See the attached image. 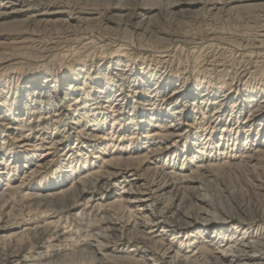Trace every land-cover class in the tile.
<instances>
[{
  "label": "rangeland",
  "instance_id": "obj_1",
  "mask_svg": "<svg viewBox=\"0 0 264 264\" xmlns=\"http://www.w3.org/2000/svg\"><path fill=\"white\" fill-rule=\"evenodd\" d=\"M0 264H264V0H0Z\"/></svg>",
  "mask_w": 264,
  "mask_h": 264
},
{
  "label": "bare ground",
  "instance_id": "obj_2",
  "mask_svg": "<svg viewBox=\"0 0 264 264\" xmlns=\"http://www.w3.org/2000/svg\"><path fill=\"white\" fill-rule=\"evenodd\" d=\"M261 240H262V239H261ZM255 244H256V243H255ZM239 247H240V245H239ZM242 249H243V248H241V250H242ZM249 249H250V248H249ZM241 250H240V252H239L240 254L242 253ZM233 251H234V250H233ZM237 251H238V250H237ZM244 253H245V252H244ZM247 254H248V253H247ZM243 256H246V255L243 254L242 257H243ZM246 257H247V256H246ZM244 259H245V258L243 257L242 260H244ZM249 260H250V259H249Z\"/></svg>",
  "mask_w": 264,
  "mask_h": 264
}]
</instances>
